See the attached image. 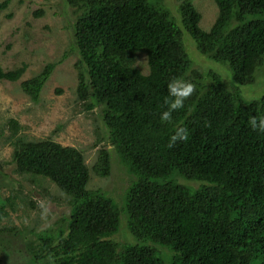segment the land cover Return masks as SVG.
Wrapping results in <instances>:
<instances>
[{
    "label": "trees",
    "instance_id": "obj_1",
    "mask_svg": "<svg viewBox=\"0 0 264 264\" xmlns=\"http://www.w3.org/2000/svg\"><path fill=\"white\" fill-rule=\"evenodd\" d=\"M63 2L72 14L76 97L86 110L97 109L104 128L92 170L106 177L117 160L129 177L119 204L87 188L90 170L79 149L11 139L15 170L48 178L68 196L61 219L21 234L26 264H264V132L249 124L264 118V93L245 99L214 70L193 68L183 43L185 31L236 82L253 83L256 69L264 73V0H214L209 30L200 27L192 0L178 4L177 17L161 0ZM137 52L147 56L146 74L135 66ZM54 65L20 82L32 101ZM25 68L0 65V79L16 81ZM173 78L196 91L162 123ZM8 125L13 133L21 128L14 118ZM178 128L188 140L169 148ZM5 203L0 198V212ZM11 231L0 228V236Z\"/></svg>",
    "mask_w": 264,
    "mask_h": 264
},
{
    "label": "rangeland",
    "instance_id": "obj_2",
    "mask_svg": "<svg viewBox=\"0 0 264 264\" xmlns=\"http://www.w3.org/2000/svg\"><path fill=\"white\" fill-rule=\"evenodd\" d=\"M161 1L173 16H178L177 7L182 0ZM192 2L201 15L200 27L209 30L217 15L214 0ZM36 9H42L43 14L34 16ZM70 10L63 0H8L7 6L0 10V65L5 69L26 65L18 80L0 79V198L6 202L0 212V228L12 229L0 236V251H9L5 256L0 252L3 264H26L27 255L21 250V234L44 228L61 219L69 210L68 196L51 180L15 170L11 139L16 136L26 140L51 139L79 149L90 170L87 188L104 190L119 204L128 183L126 168L117 160L106 177L98 176L92 170L97 150L104 142L101 139L104 128L97 109L86 110L76 97V53L71 48ZM183 43L193 68L214 70L224 85L238 89L245 99L257 98L264 93L261 67L256 69L253 83L242 85L234 80L226 65L201 55L185 31ZM48 62H53L54 68L39 99L32 101L22 91L20 82L36 75ZM135 66L142 73H148L145 53H136ZM9 118L16 119L21 125L16 133L8 125ZM179 179L186 181L183 177ZM187 184L198 185L195 182ZM41 204L50 209L46 220L41 218ZM117 237L119 234L115 239Z\"/></svg>",
    "mask_w": 264,
    "mask_h": 264
},
{
    "label": "clouds",
    "instance_id": "obj_3",
    "mask_svg": "<svg viewBox=\"0 0 264 264\" xmlns=\"http://www.w3.org/2000/svg\"><path fill=\"white\" fill-rule=\"evenodd\" d=\"M170 99H166L168 110L162 112L161 122L170 123L172 121V113L182 109L185 101L188 100L196 91V85L180 78H173L167 85ZM250 127L253 131L264 132V118L257 119L251 117L249 119ZM188 132L185 128H178L174 135L171 136L169 148L175 146L178 141H187ZM42 208L41 218L47 219L50 209L45 205H40Z\"/></svg>",
    "mask_w": 264,
    "mask_h": 264
}]
</instances>
